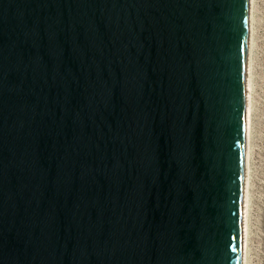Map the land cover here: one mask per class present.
<instances>
[{
  "label": "water",
  "instance_id": "water-1",
  "mask_svg": "<svg viewBox=\"0 0 264 264\" xmlns=\"http://www.w3.org/2000/svg\"><path fill=\"white\" fill-rule=\"evenodd\" d=\"M240 12L0 0V264H240Z\"/></svg>",
  "mask_w": 264,
  "mask_h": 264
},
{
  "label": "rangeland",
  "instance_id": "rangeland-1",
  "mask_svg": "<svg viewBox=\"0 0 264 264\" xmlns=\"http://www.w3.org/2000/svg\"><path fill=\"white\" fill-rule=\"evenodd\" d=\"M252 140L247 264H264V0H253Z\"/></svg>",
  "mask_w": 264,
  "mask_h": 264
},
{
  "label": "bare ground",
  "instance_id": "bare-ground-1",
  "mask_svg": "<svg viewBox=\"0 0 264 264\" xmlns=\"http://www.w3.org/2000/svg\"><path fill=\"white\" fill-rule=\"evenodd\" d=\"M253 0H249L248 15V59L245 84V105H244V149H243V190H242V215H241V241H240V264H247V239H248V218H249V161L253 149L252 140V50L254 31ZM256 24V23H255Z\"/></svg>",
  "mask_w": 264,
  "mask_h": 264
},
{
  "label": "snow or ice",
  "instance_id": "snow-or-ice-1",
  "mask_svg": "<svg viewBox=\"0 0 264 264\" xmlns=\"http://www.w3.org/2000/svg\"><path fill=\"white\" fill-rule=\"evenodd\" d=\"M248 3L249 0H240L241 5V27H240V42L238 44V60L241 65L244 67V71H239V76L241 79L245 75V71L247 69V59H248V15H247V9H248ZM243 119V117H241ZM242 178V177H241Z\"/></svg>",
  "mask_w": 264,
  "mask_h": 264
}]
</instances>
